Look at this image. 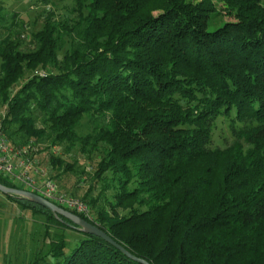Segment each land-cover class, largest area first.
<instances>
[{"label":"trees","instance_id":"trees-1","mask_svg":"<svg viewBox=\"0 0 264 264\" xmlns=\"http://www.w3.org/2000/svg\"><path fill=\"white\" fill-rule=\"evenodd\" d=\"M5 1L1 128L11 144L60 147L48 158L59 190L85 170L73 150L96 156L90 216L64 209L148 264H264V0H71L65 12L38 0L31 25L13 9L7 23ZM220 4L233 20L216 23ZM219 118L233 137L223 147ZM3 195L43 216L47 243L1 264H143Z\"/></svg>","mask_w":264,"mask_h":264},{"label":"rangeland","instance_id":"rangeland-1","mask_svg":"<svg viewBox=\"0 0 264 264\" xmlns=\"http://www.w3.org/2000/svg\"><path fill=\"white\" fill-rule=\"evenodd\" d=\"M52 1L56 7V12H65L66 8L71 3V0ZM34 2H37V4ZM41 4L42 2L40 3L38 0H7L4 2L5 8L3 9V14L6 18H8L6 20L7 23H9L11 22L9 17L11 10L13 9L20 14V19L23 21L28 20L30 23L39 8H41ZM217 9L220 11L221 15L215 20L216 23H219V21L222 22L233 20V16L228 11H226L221 4L217 5ZM29 25H31V23ZM21 37L24 40V44L27 43V36ZM24 46L26 45H23V47ZM1 115L2 109H0V119H2L3 116ZM83 123L84 127L81 129V133H85V131L89 130L91 127V125L86 120H84ZM227 125V121H225L223 118H219L217 120L216 126H214L215 129L213 132V139H211L213 146L223 147L232 141L233 137ZM13 139L16 142L15 145L20 146L31 141L33 146L36 147V160L38 161L40 167L46 169L48 175H52L53 172L50 168L48 158L50 154L60 155L62 152L60 147L57 145H52L47 140L36 141L33 138L22 140L20 138L16 140L15 137H13ZM72 154L73 155L70 154V156L78 159V166H76L77 169L81 170L84 168L85 170H83L81 173H70L68 185L60 189V191L84 202L89 209L88 203L82 199V196L89 190L92 180L90 179V176L92 175L93 171V169H90V167L93 166L94 168L96 156H94V160L91 161L86 158L84 159L83 156L80 155L76 150H73ZM57 187L59 188V186ZM99 189L100 183H96L95 188L90 195H97ZM43 220V216L30 213L29 210H26L19 204L10 201L5 195L0 193V264L3 263L6 258H8V254H10L11 258L15 257L17 258V261H21L25 257V254L32 249L34 242L37 239L41 246L47 243V238L42 239L40 233L43 232L41 224ZM67 236L70 242L78 237L75 233H69Z\"/></svg>","mask_w":264,"mask_h":264},{"label":"built area","instance_id":"built-area-1","mask_svg":"<svg viewBox=\"0 0 264 264\" xmlns=\"http://www.w3.org/2000/svg\"><path fill=\"white\" fill-rule=\"evenodd\" d=\"M36 159V147L31 141L21 146L10 143L0 119V174L61 208L89 216L88 206L60 191Z\"/></svg>","mask_w":264,"mask_h":264},{"label":"water","instance_id":"water-1","mask_svg":"<svg viewBox=\"0 0 264 264\" xmlns=\"http://www.w3.org/2000/svg\"><path fill=\"white\" fill-rule=\"evenodd\" d=\"M0 193L8 194V195H14L17 197H21L22 199L23 198L28 199L31 202H34L38 205H41V206L47 208L49 211L53 212L56 216H58V217L62 216V217L69 219L71 221V223L74 224L73 227L77 228L78 230L83 231V232L88 233V234L90 233V234L96 235L98 237H101L105 241L113 244L115 247L119 248L127 256H129L130 259H133V260L138 261V262L143 263V264H148L146 261L130 254L121 245L114 242V240H112L110 236L105 234V232L102 229L98 228L96 225L86 221L85 219L81 218L77 214H74L68 210H65L64 208H61L60 206L46 200L45 198H43L37 194L35 195V193H33L31 191L12 188L10 186L8 187V186H4V185L0 184Z\"/></svg>","mask_w":264,"mask_h":264}]
</instances>
